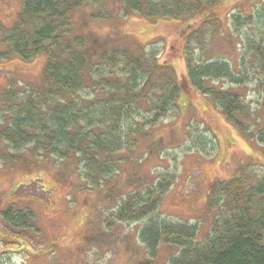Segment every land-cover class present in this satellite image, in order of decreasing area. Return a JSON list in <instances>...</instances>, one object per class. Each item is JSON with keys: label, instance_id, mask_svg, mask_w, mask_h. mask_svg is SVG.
<instances>
[{"label": "rangeland", "instance_id": "obj_1", "mask_svg": "<svg viewBox=\"0 0 264 264\" xmlns=\"http://www.w3.org/2000/svg\"><path fill=\"white\" fill-rule=\"evenodd\" d=\"M107 4L104 9L111 15L109 20H90L99 8L86 6L73 13L74 27L98 40L111 38L115 44L134 46L141 56L168 65L180 86L176 110L167 112L153 126L146 125L148 114L142 112L135 125L139 129L135 146L125 145L123 136V146L130 148L117 153L121 162L114 159L119 165L112 181L119 190L114 201L106 200L103 193L81 189L85 185L80 178L82 165L80 170L76 163L70 166L55 157L37 160L29 149L16 153L0 139V264H133L146 253L140 235L147 225L193 226L198 233L196 241L202 242L213 235L216 214V209L206 207L209 192L243 174L264 180V71L253 52L256 45L264 48V0H221L183 20L126 13L120 0H108ZM21 7L20 0H0L2 35ZM1 34L3 126L8 114L4 116L2 111L1 95L8 86L22 94L39 89L44 60L38 57L23 62L14 55H1L5 50ZM188 58L192 68L214 62L228 65L237 85L213 77L205 85L241 97L248 109L237 116L240 127L227 121L191 83ZM163 179L171 183L152 213L137 222L108 227L119 197L136 188L147 194ZM9 207L31 210L33 225L25 231H10L1 221ZM175 253L177 249L162 245L154 262L167 264Z\"/></svg>", "mask_w": 264, "mask_h": 264}, {"label": "trees", "instance_id": "obj_2", "mask_svg": "<svg viewBox=\"0 0 264 264\" xmlns=\"http://www.w3.org/2000/svg\"><path fill=\"white\" fill-rule=\"evenodd\" d=\"M20 1L16 20L3 35L0 32L5 49L1 55H14L23 62L42 57L44 66L39 89L22 94L8 86L1 95L2 111L8 118L0 126V139L16 153L29 149L37 160L55 157L70 166L76 163L80 170L82 165L80 178L85 185L81 189L103 193L106 200L114 201L119 195L112 186L119 166L114 159L121 162L117 153L130 148L123 146V136L125 145L135 146L139 131L135 125L142 112L148 114L146 125L153 126L175 109L178 81L168 65L141 56L134 46L115 44L111 38L98 40L76 30L73 13L86 6L99 8L90 20H109L111 15L104 9L108 0ZM220 1L120 0L126 13L175 20L194 16ZM253 52L264 71V48L256 45ZM190 63L188 58L191 83L227 121L240 127L237 116L248 109L241 97L205 85L211 77L227 78L237 85L228 65L214 62L192 68ZM254 181L243 174L210 190L206 207L216 209L218 218L213 214V235L202 242L196 241L198 233L193 226L161 222L144 227L140 238L146 253L133 264H155L162 245L177 249L167 264H264V180ZM170 183L163 179L147 194L136 188L119 197L108 227L137 222L152 213ZM32 216L31 210L9 207L1 221L10 231H25L33 225Z\"/></svg>", "mask_w": 264, "mask_h": 264}]
</instances>
